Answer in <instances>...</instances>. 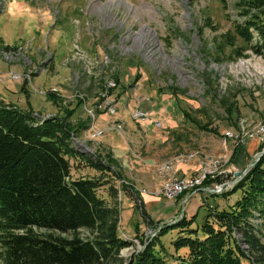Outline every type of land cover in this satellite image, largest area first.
I'll return each instance as SVG.
<instances>
[{
	"label": "rangeland",
	"instance_id": "374dc122",
	"mask_svg": "<svg viewBox=\"0 0 264 264\" xmlns=\"http://www.w3.org/2000/svg\"><path fill=\"white\" fill-rule=\"evenodd\" d=\"M239 2L0 0V105L12 101L44 117H66L73 127L88 124L87 129L78 127L73 139L89 148L87 154L112 158L111 168L103 172L83 159H72L71 177L101 180L97 192L106 201L112 199L110 185L117 189L118 232L130 240L119 250L124 259L157 241L168 261L175 263L178 257L179 262L187 249L173 246L179 228L172 224L182 215H194L190 228L200 232L213 208L229 210L240 197L239 190L221 195L237 182L234 168H247L245 174L250 163L264 157V140L224 145L226 130L248 134L264 123V54L254 52L234 32L233 20L243 19L239 12L246 9ZM253 8L248 16L258 15L264 22V5ZM250 31L256 39L257 31ZM112 79L119 81L116 90H108ZM116 100L118 110L111 115L98 116V110L87 115L82 108L83 102L93 107L101 101L116 107ZM230 102L236 105V122L226 114ZM136 106L149 112L147 120L132 117ZM94 126L103 135L110 132L106 137L113 142L107 145L103 135L91 132ZM210 155L217 156L214 165L226 170L220 182L208 189H185L179 199L180 194L175 199L165 196L163 165L167 174L188 179L200 170L203 156ZM183 165H188L185 175ZM209 169L218 173V166ZM140 173L145 183L135 179ZM149 174L160 179L158 188L146 185ZM145 192L160 201L145 209L140 199ZM251 222L259 225L261 218L257 215ZM163 225L168 229L161 235ZM232 237L246 253L241 233L234 229Z\"/></svg>",
	"mask_w": 264,
	"mask_h": 264
},
{
	"label": "trees",
	"instance_id": "16d2710c",
	"mask_svg": "<svg viewBox=\"0 0 264 264\" xmlns=\"http://www.w3.org/2000/svg\"><path fill=\"white\" fill-rule=\"evenodd\" d=\"M239 1L246 9L239 12L243 19L233 20L234 32L254 52L264 54V22L258 15L248 16L264 0ZM250 28L257 31L256 39ZM2 102L6 104L0 105V264H244L242 260L264 264V157L221 193L239 190L240 197L229 210L213 208L200 232L190 228L194 215L190 219L182 215L172 224L171 228H179L173 246L187 249L179 262L178 257L175 263L168 261L160 252L164 248H156L157 241H149L131 259H124L119 250L130 240L118 232L117 189L110 185L112 199L106 201L97 192L101 180L71 177L72 159H83L103 172L111 168L112 158L106 161L98 154H87L73 139L72 133L78 127L87 129L88 124L73 127L66 117H44L30 106ZM225 110L229 120L236 119L235 104L228 103ZM204 127L217 133L216 128ZM235 155L233 151L231 157ZM220 179L208 177L202 186ZM257 215L259 225L251 222ZM167 229L160 227L161 235ZM234 229L241 233L246 253L232 237Z\"/></svg>",
	"mask_w": 264,
	"mask_h": 264
},
{
	"label": "built area",
	"instance_id": "2783aa9c",
	"mask_svg": "<svg viewBox=\"0 0 264 264\" xmlns=\"http://www.w3.org/2000/svg\"><path fill=\"white\" fill-rule=\"evenodd\" d=\"M101 51L103 53V50ZM102 57H104V55ZM13 76L15 78L16 75H13ZM118 84H119V81L113 85V90L117 89ZM118 104L119 102L116 100V107H109L108 102L101 101L100 103H97L95 104V106L92 107L91 105H88L87 103L83 102L82 108L84 111H86L87 115L90 113V110H98V116L100 115V112H105L106 115H111V114H115L116 110H118ZM132 109L137 113V115H146L149 117V112L147 110H144L137 106L133 107ZM91 132H94L99 137L103 135V130H99L95 126ZM252 140H256L257 143L264 140V123L261 126H259V129H255L252 133H248V134L239 133V129L236 131L234 130L225 131V143H224L225 147H226L227 142L229 141L233 142L234 145H239V144L242 145L245 142H249ZM215 157L217 156H214V155L203 156L201 160V164H200L201 165L200 170H196L195 171L196 174L194 176L189 177L188 179L186 177L176 176L175 172L174 174H167L166 165H163V169H164L163 171H165L164 175L166 176V181L164 183V192L166 194L165 196L166 197L168 196V198H173V197L175 198V196L177 195V190L181 188L182 186H185L191 183L192 181H195L197 179H205L207 175L208 177L214 178L216 176L220 177V175L225 174L226 170L224 168L221 169L222 165H214ZM251 164L252 163H250L248 167H250ZM209 166H218V174H209ZM246 169L247 168L242 169V174L238 176L234 174V178H235L234 180H239L244 175V171ZM236 171H237V168L235 167L234 173ZM119 183L122 184V179H120ZM206 188L208 189L210 187L208 186L203 189H206ZM216 188L220 190L221 186L216 185Z\"/></svg>",
	"mask_w": 264,
	"mask_h": 264
},
{
	"label": "bare ground",
	"instance_id": "6f19581e",
	"mask_svg": "<svg viewBox=\"0 0 264 264\" xmlns=\"http://www.w3.org/2000/svg\"><path fill=\"white\" fill-rule=\"evenodd\" d=\"M145 32H147V33H149L150 35H152L154 32H153V29H151V28H149L148 26H143V28H142ZM145 35V34H144ZM141 36V35H140ZM143 42V41H142ZM141 43V42H140ZM144 46V45H143ZM76 47V46H75ZM85 56V55H84ZM116 82H118L116 79H112L110 82H109V84H108V90H111V89H113V85L116 83ZM107 92V91H106ZM106 96V95H105ZM108 106L109 107H114L115 106V104H114V102H110V103H108ZM117 111V110H116ZM95 112V111H94ZM116 113V112H115ZM132 117L134 118V119H136V120H147L148 119V116H146V115H137V113L134 111V110H132ZM249 133H252V132H249ZM242 134V133H241ZM76 141H77V139H76ZM78 142V141H77ZM76 142V143H77ZM78 146H79V150H81V151H83V152H88V150H89V148L88 147H86L83 143H79L78 142ZM86 149V150H85ZM209 174H218L217 172H215V171H210V169H209ZM203 180L204 179H197V180H195V181H192L191 183H189V184H187V185H185V186H182L181 188H179L178 190H177V195H179V194H181L185 189H189V188H195V187H197V186H201L202 187V182H203ZM235 181H238V180H235ZM205 183V182H204ZM233 184H234V181H233ZM232 186V185H231ZM230 186V187H231ZM202 189H203V187H202ZM226 190L227 189H229V188H225ZM221 190V189H220ZM187 191V190H186ZM225 191V190H224ZM185 192V191H184ZM223 192V191H222ZM176 195V196H177Z\"/></svg>",
	"mask_w": 264,
	"mask_h": 264
},
{
	"label": "crops",
	"instance_id": "0c3cea01",
	"mask_svg": "<svg viewBox=\"0 0 264 264\" xmlns=\"http://www.w3.org/2000/svg\"><path fill=\"white\" fill-rule=\"evenodd\" d=\"M7 101V100H6ZM5 101V102H6ZM12 102V101H11ZM132 109V108H131ZM131 109L129 110V111H131ZM110 132H106L104 135H103V137L105 138L104 139V141H105V143H108L107 145H110L112 142H113V140H112V142L110 143V138H108V140H107V137H106V135H108ZM102 139V138H101ZM106 147V149H108L109 148V146H105ZM109 149H112V148H109ZM181 167V169H182V174H187V172H188V165H183V166H180ZM179 167V168H180ZM150 176V182H149V184H146L150 189H153V188H158L159 187V185H160V179L158 178V177H153L152 176V174H149ZM139 177H140V179H139ZM139 177L138 176H136L135 177V179L136 180H142L144 183H145V176H144V174H142V173H140L139 174ZM200 190H203V189H200ZM141 198V200L143 201V203H144V206H145V209L146 208H150L154 203H158L160 200H158L156 197H153L152 195H149V194H146V192L145 193H142L141 194V196H140ZM180 198V196L179 197H177V199H179ZM175 199V198H174ZM127 203H128V201H127ZM128 205H131L130 203H128ZM149 210V209H148ZM148 212V211H147ZM150 215V214H149ZM151 216V215H150ZM152 217V216H151ZM157 220H162L161 218H158Z\"/></svg>",
	"mask_w": 264,
	"mask_h": 264
},
{
	"label": "water",
	"instance_id": "95a60500",
	"mask_svg": "<svg viewBox=\"0 0 264 264\" xmlns=\"http://www.w3.org/2000/svg\"><path fill=\"white\" fill-rule=\"evenodd\" d=\"M85 150H86V149H85ZM256 160H257V159H256ZM256 160H254V161L252 162L251 165H253L254 162H255ZM251 165H250V166H251ZM234 174H235L236 176H238V175L242 174V170H237Z\"/></svg>",
	"mask_w": 264,
	"mask_h": 264
}]
</instances>
